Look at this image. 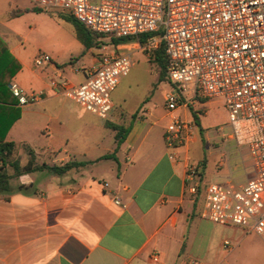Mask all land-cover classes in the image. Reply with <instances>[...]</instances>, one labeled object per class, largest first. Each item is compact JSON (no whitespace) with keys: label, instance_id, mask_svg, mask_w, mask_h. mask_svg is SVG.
<instances>
[{"label":"crops","instance_id":"crops-1","mask_svg":"<svg viewBox=\"0 0 264 264\" xmlns=\"http://www.w3.org/2000/svg\"><path fill=\"white\" fill-rule=\"evenodd\" d=\"M6 2L0 0V6ZM28 9L29 14L35 11ZM31 34L36 35V28L24 29L20 16L0 17V39L20 65L7 83L6 74H0V146L14 145L10 154H2L0 169L13 175L12 165L24 167L29 153L37 165L62 166L72 160L94 163L79 173L71 170L57 176L42 170L9 180L7 191L0 192V264H264V243L259 237L256 243L242 228L201 217L203 199L195 200L189 192L185 166L188 161L197 163L201 180L206 179V159L189 156L192 146H204L202 141L193 135L185 145L168 149L165 128L159 137L148 127L146 117L138 115L131 121L139 107L127 115V123L122 113L114 116V94L120 82L111 94L113 107L106 120L131 126L115 154L117 163L101 159L115 147V133L105 126L106 120L48 86L55 76L74 86L85 82L96 60L78 69L71 54L62 58L52 50L51 62L37 68L35 55L26 50ZM127 45L137 46L135 42ZM11 84L25 94L41 93L40 100L18 105ZM214 100L180 109L174 116L193 122L190 109L202 110ZM201 129L206 131V142L219 138L211 136L208 127L201 125ZM106 138L111 142L104 146ZM223 142L233 144L241 172L237 185H244L253 177L248 151L230 138ZM170 155L178 161L170 160ZM216 180L233 184L224 172Z\"/></svg>","mask_w":264,"mask_h":264},{"label":"built area","instance_id":"built-area-1","mask_svg":"<svg viewBox=\"0 0 264 264\" xmlns=\"http://www.w3.org/2000/svg\"><path fill=\"white\" fill-rule=\"evenodd\" d=\"M47 13L62 10L105 40L151 34L137 46L150 57L164 46L165 75L170 90L164 95L169 122L165 145L175 149L190 142L195 125L174 113L196 104L222 99L228 113L229 138L248 151L253 177L244 185L210 182L202 185L198 164L185 166L187 188L201 189V217L221 226L239 227L264 243V0H28ZM124 44L103 50L74 86L62 76L49 79L52 91L63 94L89 113L106 120L111 94L133 67ZM51 62L38 55L34 66ZM18 105L40 100L9 86ZM169 159L178 161L174 155ZM202 185V187H201ZM118 203V202H116ZM228 242L223 246L227 248Z\"/></svg>","mask_w":264,"mask_h":264},{"label":"rangeland","instance_id":"rangeland-1","mask_svg":"<svg viewBox=\"0 0 264 264\" xmlns=\"http://www.w3.org/2000/svg\"><path fill=\"white\" fill-rule=\"evenodd\" d=\"M92 4H97L98 0H89ZM33 6L28 0H7L0 6V15L4 16L9 14H15L20 16V25L27 29L28 26L36 28V35L31 34L30 46H26L27 53L30 56L44 54L49 56L50 51L59 52V56L63 58L71 54L72 60L77 62L75 67L83 69L84 65L88 63L90 59L96 60V56L103 50L110 51L111 43L109 40L96 39L98 44L97 48H92L83 53L82 45L74 37V29L71 24L61 20L58 16H68V13L62 10H53L50 13L40 11H34L33 14H29V9ZM0 16V17H1ZM40 32V33H38ZM35 37V41H33ZM120 52L129 53L133 59V67L129 74L122 78L120 85L114 94V108L112 114L114 116L122 113V117L125 123L129 122V114L134 112L138 107L139 109L134 113L135 117L138 115L146 117L148 127L152 126V130L160 137L162 129L165 128L169 122V117L166 116L164 108V95L170 90V85L166 80L165 73L162 75L161 80L160 68L154 61L153 57H150L143 52L139 47L135 45H127ZM83 53V54H82ZM69 58V57H68ZM122 98L123 102H120ZM74 107L79 108L76 104ZM149 110L150 114L146 113ZM112 111V110H111ZM198 112L200 126L208 127L209 134L211 136H218L219 138L206 142L204 134L206 131H202V135L196 127L194 136L198 140L202 141L203 147L200 144L192 146L190 152V158L196 159L203 157L206 159V179H202V185L205 182H218L224 183L222 180H216V176L220 172H224L229 175V180L233 184L237 185L241 180L239 170L236 168L237 158L232 147V142L225 143L224 140L229 139V131L226 126L228 125V113L224 106L222 99H215L214 103L210 107H205L202 110H195ZM132 116V115H131ZM108 122V120H106ZM164 129V133H165ZM223 138H221V135ZM164 139V134H163ZM110 138H106L104 146L109 145ZM165 143V142H164ZM244 152L246 149L244 148ZM222 163V166L218 164ZM87 171L93 172L92 167L86 168ZM82 169L77 170V173ZM96 172V171H94ZM201 185V187H202ZM256 243L258 238L254 233L246 232ZM263 259L264 250L261 248Z\"/></svg>","mask_w":264,"mask_h":264},{"label":"trees","instance_id":"trees-1","mask_svg":"<svg viewBox=\"0 0 264 264\" xmlns=\"http://www.w3.org/2000/svg\"><path fill=\"white\" fill-rule=\"evenodd\" d=\"M36 12H40V10L35 9ZM59 19L69 23L72 25L74 29V35L76 40L82 45L83 47V53L86 51L92 49V48H97L98 44L96 42V39H104L102 35L95 34L88 30L86 27L75 21L72 17L70 16H58ZM153 35L151 34H143L139 36L137 39L135 38H121V39H111L110 43L113 46L121 45V44H128V43H133L136 40L140 43L143 44L144 41L152 37ZM82 53V54H83ZM153 59L154 61L158 64L160 68V76L159 79L161 80L162 75L165 73V66H166V57L164 54V46L161 45L158 51L154 52L153 54ZM72 61V60H71ZM20 69V65L15 61V59L10 55L6 45L3 43V41L0 39V74H6V79L4 83H7L8 80L13 77L16 72ZM192 121L195 125V127L198 128L200 135H202V129L200 126V120L198 117V113L190 109ZM135 115L132 114L131 116V121L135 120ZM105 126L109 129H111L115 134H114V142H115V147L113 149V152L111 154L103 156L101 159L106 160L110 159L113 160L117 163V160L115 158V154L118 151L120 145L123 143L125 136L129 132L130 126L124 127L122 125H116L112 124L110 122H105ZM14 148L13 143H4L0 146V158L3 159L2 154L6 152L7 154H10ZM4 161V160H3ZM94 162L90 161H76L72 160L67 163H65L62 166H57V165H37L34 160V156L32 153H29V160L27 164L24 167H19L18 164H13V170L14 173L13 175H8L5 171H2L0 169V192L7 191L8 187V182L11 178L19 176L20 174H25V173H31L34 171H42L46 170L47 172L57 175V176H62L66 174L67 172L71 170H79L83 169L86 166L93 164ZM22 189V187H20ZM195 200H198L201 197V189H198L197 192L194 194Z\"/></svg>","mask_w":264,"mask_h":264}]
</instances>
